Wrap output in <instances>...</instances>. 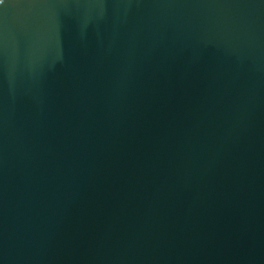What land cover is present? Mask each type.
Instances as JSON below:
<instances>
[{"label":"water","instance_id":"water-1","mask_svg":"<svg viewBox=\"0 0 264 264\" xmlns=\"http://www.w3.org/2000/svg\"><path fill=\"white\" fill-rule=\"evenodd\" d=\"M0 264H264V0H0Z\"/></svg>","mask_w":264,"mask_h":264}]
</instances>
